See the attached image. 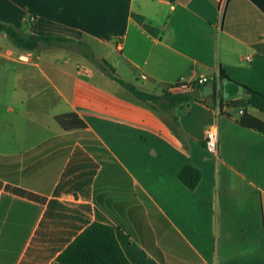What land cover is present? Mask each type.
Here are the masks:
<instances>
[{"label":"crops","instance_id":"0c3cea01","mask_svg":"<svg viewBox=\"0 0 264 264\" xmlns=\"http://www.w3.org/2000/svg\"><path fill=\"white\" fill-rule=\"evenodd\" d=\"M0 21L85 40L118 78L160 97L152 108L70 49L20 62L25 51L0 45V264H60L57 255L94 222L113 227L128 264H264V129L238 121L243 110L264 124V112L246 105V88L264 94L258 8L0 0ZM219 70L245 92L222 96L218 116L213 93L175 89ZM69 111L86 127L63 130L55 116ZM215 122L217 159L203 145ZM186 163L201 173L194 189L177 176Z\"/></svg>","mask_w":264,"mask_h":264},{"label":"trees","instance_id":"16d2710c","mask_svg":"<svg viewBox=\"0 0 264 264\" xmlns=\"http://www.w3.org/2000/svg\"><path fill=\"white\" fill-rule=\"evenodd\" d=\"M264 15V0H249ZM0 35L5 37L6 43L15 49L22 51L38 52L46 48H65L76 51L90 59L100 70L119 82L128 89L134 96L149 104L152 108L158 109L156 103L159 96L138 90L133 85L124 82L114 74L113 67L104 59H96L90 46L85 40L73 39L56 34H35L25 29H17L13 25L0 21ZM219 79L226 78L223 70H219ZM200 86H194L196 92ZM249 95L246 105H250L264 112V94L250 88H246ZM194 92V93H195ZM167 99L168 94L162 95ZM212 96L215 97L213 93ZM180 98H171L170 106L178 101H190L193 95H182ZM219 99L222 101V89L219 92ZM235 106L241 105L238 101L231 100ZM234 101V102H233ZM243 105V104H242ZM221 106V105H220ZM221 111V110H220ZM239 123L249 125L256 129H264V124L246 114H241ZM55 120L65 131L82 129L86 127L85 122L73 111L55 116ZM205 146V142L203 143ZM178 178L189 188L194 189L198 184L201 173L191 164H184L177 172ZM60 264H128V260L122 252L116 239L113 227L94 222L85 227L56 257Z\"/></svg>","mask_w":264,"mask_h":264},{"label":"built area","instance_id":"2783aa9c","mask_svg":"<svg viewBox=\"0 0 264 264\" xmlns=\"http://www.w3.org/2000/svg\"><path fill=\"white\" fill-rule=\"evenodd\" d=\"M220 4H223V2H220ZM33 20V19H31ZM16 58L20 62H30L34 59V54L31 51H25L18 53L16 55ZM91 71H88L90 73ZM210 84L213 88V92L215 94L214 97V103L213 108L215 111L216 116L220 114L221 109V103L222 101L219 99V92L221 89V80L219 79V75L216 74L214 77H199L196 79L193 83H185L180 82L177 84L175 89H181V90H188L193 89L194 86H200L203 87L204 85ZM239 114H243V110H239ZM205 150L211 154L215 159H217V152H218V125L217 122L210 125L205 130Z\"/></svg>","mask_w":264,"mask_h":264},{"label":"water","instance_id":"95a60500","mask_svg":"<svg viewBox=\"0 0 264 264\" xmlns=\"http://www.w3.org/2000/svg\"><path fill=\"white\" fill-rule=\"evenodd\" d=\"M222 96L226 99H233L237 97L239 94L245 92L242 85L232 81L229 78H224L221 84ZM213 92V88L211 85H204L199 91L200 95L208 96Z\"/></svg>","mask_w":264,"mask_h":264},{"label":"rangeland","instance_id":"374dc122","mask_svg":"<svg viewBox=\"0 0 264 264\" xmlns=\"http://www.w3.org/2000/svg\"><path fill=\"white\" fill-rule=\"evenodd\" d=\"M0 45L2 46H0L1 48H2V50L4 51V50H7V49H9V48H11L7 43H6V40H5V37L4 36H1L0 35ZM16 57V56H15ZM95 65V64H94ZM84 134H82V135H79V136H75V137H79V139L83 136Z\"/></svg>","mask_w":264,"mask_h":264}]
</instances>
